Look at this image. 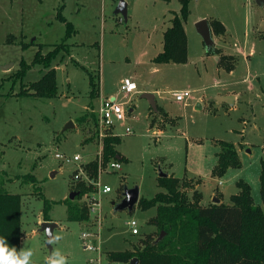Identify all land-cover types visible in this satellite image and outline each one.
<instances>
[{
	"label": "rangeland",
	"instance_id": "rangeland-1",
	"mask_svg": "<svg viewBox=\"0 0 264 264\" xmlns=\"http://www.w3.org/2000/svg\"><path fill=\"white\" fill-rule=\"evenodd\" d=\"M124 1L126 19L115 13L120 0H0V182L21 197L19 251L31 248L33 264H47L54 250L62 252L68 264H125L109 261L108 253L133 251L139 240L154 232L147 221L155 210L135 206L132 212L114 211L112 202L120 201L124 187L136 186L139 198L163 191L157 186L159 170L179 179L188 198L200 193L204 206L215 197L230 204V196L238 192V180L249 185L253 206H261L264 5L254 0H189L183 23L186 62L155 64L152 58L162 49L163 32L173 13L179 12V0ZM59 10L74 33L65 40L68 52H60L51 63L57 93L18 96L21 86L45 72L32 62L35 52L40 49L43 56L65 37L66 26L55 17ZM201 20H218L223 25L225 33H212L211 38L213 48L229 57L231 70L217 65L219 54H207L195 29ZM21 66L27 69L17 79L14 75ZM90 76L99 87L97 97L90 94ZM124 78L137 86L130 97L118 92ZM144 90L155 92L157 105L169 117H161L157 124L156 112L140 98ZM183 91L189 96L175 101L174 93ZM226 92L235 94L234 105L217 100L218 94ZM111 96L123 105L125 117L114 121L106 133L118 137L116 150L126 161H118L119 170L102 171L112 159L102 164L103 140L94 136L93 121L98 119L100 99ZM85 112L94 117L79 125L76 120ZM156 125L164 126L159 135ZM125 128L131 133H125ZM220 141L238 149L240 168H228L221 177H213ZM55 154L80 159L65 162ZM91 161L98 163V169L96 181L89 183L83 169ZM27 174L34 183L21 178ZM82 181L91 189L78 201L88 204L89 197H94L100 206L94 213L87 210L88 220L72 222L64 200L76 193L74 182ZM97 183L111 191L98 193ZM39 194L47 199L48 217L57 224L53 236L61 237L50 248L40 231L43 199ZM130 219L137 222V235L129 232L126 222ZM82 233H96V250L83 248Z\"/></svg>",
	"mask_w": 264,
	"mask_h": 264
},
{
	"label": "trees",
	"instance_id": "trees-1",
	"mask_svg": "<svg viewBox=\"0 0 264 264\" xmlns=\"http://www.w3.org/2000/svg\"><path fill=\"white\" fill-rule=\"evenodd\" d=\"M179 3V12L173 13L170 26L163 32L162 49L152 59L155 64H182L187 60L183 23L189 13V0H179ZM55 17L66 26L65 37L45 55L40 54V49L35 52L32 62L40 64L45 72L38 80L29 83L26 87L21 86L16 94L18 96L52 97L57 93L55 69L51 63L60 52H68V44L65 40L74 33V30L71 23L61 15L60 10ZM208 24L215 36L225 33L220 21L210 20ZM25 46L26 44H23L22 48L24 49ZM207 54L218 56L219 52L212 48ZM228 58L219 54L217 65L228 71L231 70L232 66L226 62ZM26 69L21 66L14 77L21 79ZM89 84L91 96L97 97L99 87L94 83L92 76L89 77ZM156 109V115L165 116L157 106ZM92 115L85 112L76 121L81 125ZM96 124L94 117V136ZM118 143V137L113 134L103 139L102 164H106L111 159L126 161L116 150ZM219 146L217 163L211 173L213 177H221L228 168H240L238 149L232 143L225 141H220ZM97 169L96 161L85 165L83 171L89 183L96 181ZM21 178L35 182L30 174ZM156 180L157 186L163 191L157 192L151 198L140 197L136 204V207L142 211L154 208L155 214L148 219L147 224L154 227L155 231L139 240L133 251L109 252L107 255L109 261L129 264L132 258H136L137 264H264L263 162L259 174L261 206L256 207L253 206L250 187L243 180L236 182L238 192L230 196V204H223L219 200L218 203H210L207 206L200 203L201 194L198 192L188 198L181 190L179 179L167 176L157 177ZM1 184L3 183L0 182V237L5 238L10 247H15L19 251L21 197L19 194L9 193ZM72 187L76 192L75 199L64 200L67 219L72 222L86 221L89 219L87 206L78 200L91 187L83 181L74 182ZM39 196L43 199L42 220L51 221L48 217L50 205L44 196L41 194ZM51 203L55 204L56 201ZM162 232V237L158 239Z\"/></svg>",
	"mask_w": 264,
	"mask_h": 264
},
{
	"label": "built area",
	"instance_id": "built-area-1",
	"mask_svg": "<svg viewBox=\"0 0 264 264\" xmlns=\"http://www.w3.org/2000/svg\"><path fill=\"white\" fill-rule=\"evenodd\" d=\"M137 86L136 84L129 78H124L122 83L119 86V93H123L128 95L129 97L136 93ZM189 96L188 92H181V93H174V99L177 102H181L184 100V98H187ZM98 119L96 121V136L98 140L101 142L107 135L106 131L108 129H112L113 122H120L123 121L125 117V110L123 108L122 104H119L116 102V97H107L100 99L98 106L96 108ZM129 111V110H128ZM125 133H131L129 128H125ZM55 158L65 161V162H77L80 159L79 155H74L72 158L65 157L62 154H55ZM120 169V165L118 161L111 160L106 167V170L102 169V171H116ZM101 172V169L99 168V173ZM85 175V174H84ZM76 178V177H75ZM98 187V193L100 194H106L111 191V188L107 185H103L102 187ZM89 203H86L87 210L89 213H94L97 208L100 206L99 201L94 197H89ZM134 219H130L126 222V225L129 228V232L131 235H137L138 229H137V222L135 225H131L130 221ZM135 229V231L133 230ZM81 238L83 241V248L87 251H94L96 250V245L94 244L97 235L96 233L92 234H86L82 233Z\"/></svg>",
	"mask_w": 264,
	"mask_h": 264
},
{
	"label": "water",
	"instance_id": "water-1",
	"mask_svg": "<svg viewBox=\"0 0 264 264\" xmlns=\"http://www.w3.org/2000/svg\"><path fill=\"white\" fill-rule=\"evenodd\" d=\"M257 5H264V0H254ZM115 13L120 14L123 19H126V2L124 0H120ZM196 32L201 36L202 42L207 50H211L213 48V40L211 38V29L209 27V24L205 20H201L197 22L195 26ZM140 98H144L147 100L151 110L153 112H156V103L154 100V95L149 92H142L140 94ZM232 97L231 96H223L220 97L219 101L225 102V103H231ZM130 111V109H129ZM67 126H65V129ZM158 177L165 178L167 177V174L159 170ZM76 193H70L68 198L72 200ZM120 201L117 203L112 202V205H114V211H121V210H127L128 212H132L134 207L136 206L138 199H139V191L138 188L135 186L133 188H126L124 187L122 195H121ZM219 199L216 197L213 198L212 203H218ZM57 227V224L55 222L51 221H43L40 223V231H43L46 236V245L48 248H50V239L53 237V230ZM163 235V232L160 234L158 239H160ZM129 264H137V259L132 258L129 261Z\"/></svg>",
	"mask_w": 264,
	"mask_h": 264
},
{
	"label": "clouds",
	"instance_id": "clouds-1",
	"mask_svg": "<svg viewBox=\"0 0 264 264\" xmlns=\"http://www.w3.org/2000/svg\"><path fill=\"white\" fill-rule=\"evenodd\" d=\"M136 221H130L131 225H135ZM135 231V229H133ZM60 236H53L50 243L58 242ZM34 252L31 248H23L17 251L15 247H10L5 238L0 237V264H33ZM47 264H68L67 258L59 250H54L49 256Z\"/></svg>",
	"mask_w": 264,
	"mask_h": 264
},
{
	"label": "crops",
	"instance_id": "crops-1",
	"mask_svg": "<svg viewBox=\"0 0 264 264\" xmlns=\"http://www.w3.org/2000/svg\"><path fill=\"white\" fill-rule=\"evenodd\" d=\"M127 6H128V4H127V2H126V9H127ZM208 22V21H207ZM185 32V31H184ZM186 36V35H185ZM211 36H212V32H211ZM153 59V58H152ZM216 59V58H215ZM144 92H149V93H152L153 95H155V92L154 91H150V90H144ZM223 96H231L232 97V100H231V105H234V101H235V94H233V93H230V92H226V93H222V94H218L217 95V100H219L220 99V97H223ZM104 98H107V97H104ZM154 100H155V96H154ZM220 102H222V101H220ZM155 103H156V101H155ZM225 103V102H224ZM156 106L160 109V111H162L163 113H165V116L164 117H169L168 116V114H167V112H165L164 110H163V108L161 107V106H159V105H157V103H156ZM132 111V109L130 108V111L129 112H131ZM161 117H163V116H156V118H157V124H158V122L159 121H161V120H163ZM154 118V117H153ZM153 120V119H152ZM166 124V123H165ZM175 124H176V122H175ZM174 124V125H175ZM158 126V127H157ZM162 128H164V126L162 125L161 127H159V125H156V129L158 130V131H156L157 132V134H158V132L159 131H161V130H159V129H162ZM159 135V134H158ZM167 174V173H166ZM170 174V173H169ZM169 174H167V176L169 175ZM184 174H187V171H185L184 170ZM202 204V203H201Z\"/></svg>",
	"mask_w": 264,
	"mask_h": 264
}]
</instances>
